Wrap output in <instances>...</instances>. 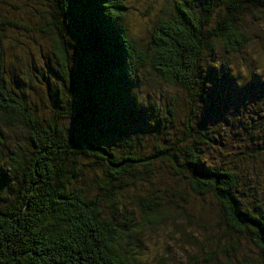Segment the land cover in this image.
I'll return each instance as SVG.
<instances>
[{
  "label": "trees",
  "instance_id": "trees-1",
  "mask_svg": "<svg viewBox=\"0 0 264 264\" xmlns=\"http://www.w3.org/2000/svg\"><path fill=\"white\" fill-rule=\"evenodd\" d=\"M153 3L140 45V0H0V264H142L132 236L170 214L194 251L156 264H264V64L242 57L264 0ZM15 31L47 46L28 92Z\"/></svg>",
  "mask_w": 264,
  "mask_h": 264
},
{
  "label": "rangeland",
  "instance_id": "rangeland-1",
  "mask_svg": "<svg viewBox=\"0 0 264 264\" xmlns=\"http://www.w3.org/2000/svg\"><path fill=\"white\" fill-rule=\"evenodd\" d=\"M163 1L164 0H155V2L158 4H161ZM148 6L157 8V5L153 3V0H140V6L138 5L135 8L133 7V9L131 7L128 14V19H126V26L129 29L130 35L140 45H145L146 38L152 26L149 17L145 16ZM154 8H152L153 11L155 10ZM12 12L13 11L10 10V13ZM247 20L246 24H248V31L251 36V41L248 44V50L246 51L247 54L243 55L242 57L248 62H254L255 65L264 64V22L255 21L250 17ZM21 33H19V31H15L13 34L10 33V38L12 39H8L6 42L5 59L8 68L7 70L10 74V80L13 82L15 89L28 92L29 87L35 84L34 79L32 78L33 69L30 67L32 66L31 63H35L36 66L42 67L44 65V60H47L48 58V53L44 54L43 56L36 54L39 46L42 47L41 51H47V48H45L47 47L46 42L43 41V37L38 36L36 40L34 39V36L32 38L31 36L25 37L24 35H20ZM30 54H32L33 57L30 56ZM28 57L29 59L26 62ZM217 57L218 58H216V60L219 62L221 58L218 55ZM230 61L237 64L242 62L241 59L234 60L232 58H230ZM29 69H31V71ZM254 69L255 67L250 68V72H252ZM243 72H245V69H243ZM143 94L144 92L137 94L141 100H145L146 98ZM233 95L234 93L231 94V101L229 100L230 106H233L232 101L235 102L234 99L238 98H232ZM37 100L33 97L32 101L37 102ZM244 106L249 108L250 104ZM244 106L241 105L236 109V114L240 117H243L244 113L240 112V114H238V112ZM202 109H208V105ZM204 113L206 117H209L210 113L208 111H204ZM162 189L163 188L159 186V189L157 190L160 198L164 196ZM190 198L191 196L188 197V199ZM195 202L196 201H194V203ZM206 202V205L209 206L208 201ZM177 203L181 204L180 202ZM163 205H168L164 198ZM134 217L136 222H140L136 212H134ZM198 217L199 216H195L194 213H190L191 222H195ZM214 219V215L208 214L206 216V221L209 223L207 228L210 229V225L214 223ZM217 229H219V226ZM192 231H194V229L190 222H183L182 218H178L175 214H170L167 220H162L157 222V224L146 225L145 227H142L141 232L132 236L130 246L133 248L136 247L135 251L137 254H142V264H156V262H167L171 260L181 261L184 257L194 251V248L191 247V244L188 242L191 239H189V235ZM242 244L246 246V250H250V252L255 251V248L251 245V243L248 245L245 240H242Z\"/></svg>",
  "mask_w": 264,
  "mask_h": 264
}]
</instances>
